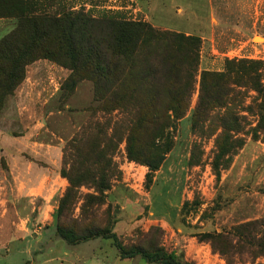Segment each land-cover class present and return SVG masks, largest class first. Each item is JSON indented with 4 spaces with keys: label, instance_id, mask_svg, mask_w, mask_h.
Returning <instances> with one entry per match:
<instances>
[{
    "label": "rangeland",
    "instance_id": "1",
    "mask_svg": "<svg viewBox=\"0 0 264 264\" xmlns=\"http://www.w3.org/2000/svg\"><path fill=\"white\" fill-rule=\"evenodd\" d=\"M39 1L45 4L25 0L32 9ZM79 12L198 37L201 48L189 106L183 117L171 119L170 127L163 125L172 147L146 188L148 169L128 159L126 145L131 122L143 110L117 109L105 114L95 109L88 81L77 83L62 102L67 93H60V87L70 71L46 60L47 65L38 70L26 68V90L17 91L19 86L6 98L0 131L17 138L16 147L22 146L30 163L43 165L34 159L40 152L36 144H58L60 174L62 170L75 174L80 166L79 186L67 197L71 187L66 180V188L53 198V209L46 211L50 218L45 215L38 220L37 209L27 205L25 241L13 236L11 221L0 220V264H91L105 252L112 261L114 256L120 260L111 239L71 246L57 235V228L72 231L76 237L90 230H108L127 250L162 249L187 264H264V96L255 89L254 74L202 77L205 72L222 74L225 62L240 60L261 63L256 74L263 77L264 0H66L56 16ZM13 26V21H0V38ZM255 37L261 41L255 42ZM169 78L178 81L181 89L189 82L180 71ZM202 95L206 100L214 97L215 103L200 107ZM260 105L263 111L257 109ZM155 106L162 107L158 102ZM115 124L123 128L115 130ZM236 125L239 132L234 131ZM156 127L142 132L140 138H150ZM99 130L106 136L114 133L115 139L109 141ZM30 133L35 137L21 139ZM9 139H0L1 186L7 169L3 152L13 144ZM72 146L80 147L78 154ZM94 146L111 163L102 181L109 187L105 192L99 191L97 172L84 175L83 171L96 170L87 153ZM33 205L40 207L39 201ZM12 208L2 195L0 214ZM138 259L130 262L137 264Z\"/></svg>",
    "mask_w": 264,
    "mask_h": 264
},
{
    "label": "trees",
    "instance_id": "2",
    "mask_svg": "<svg viewBox=\"0 0 264 264\" xmlns=\"http://www.w3.org/2000/svg\"><path fill=\"white\" fill-rule=\"evenodd\" d=\"M0 21L14 22L13 28L0 38V113L6 98L13 95L25 80V70L31 64L46 60L70 71L66 83L60 87V93H67L62 96V102L69 98L77 83L88 81L91 83L95 109L99 107L105 114L117 109L124 112L128 109L143 110L131 122L126 145L128 159L148 169L147 188L172 147L163 125L170 127L171 119L183 117L189 106L201 40L181 33L157 31L143 22L96 19L80 12L61 16L34 15L25 0H0ZM261 65L254 61H227L224 73L214 75L205 72L202 77L248 78L249 74H254L255 89L263 97L264 84L261 81L264 75L256 74V68ZM178 71L186 74L189 80L184 89L180 88L178 81L176 84L173 78L168 79V75ZM215 101L214 97L206 100L202 95L200 107L207 108ZM155 102L162 107H156ZM259 107L257 109L263 111L261 105ZM160 122L163 124L159 125ZM154 126L157 127L149 135L150 138H140L142 132L147 134ZM114 128L123 127L115 124ZM99 131L105 138L106 132ZM234 131L239 132V126H234ZM87 135L91 136L89 133ZM106 137L112 141L115 134ZM92 142H97L96 138ZM72 147L78 154L80 147ZM87 153L93 158L90 166L96 167V170H83L84 175L86 172H97L100 177L99 191L105 192L109 187L103 186L102 181L110 171V160L95 146L93 151ZM79 169L80 166H76L75 174L61 171V176L71 187L67 197L73 194V188L79 186V180H76ZM60 206L62 208L63 201ZM56 233L71 246L97 238L111 239L122 260L138 257L148 264H187L162 249L148 252L140 247H132L127 250L113 233L104 229L90 230L80 237L61 228H57Z\"/></svg>",
    "mask_w": 264,
    "mask_h": 264
},
{
    "label": "crops",
    "instance_id": "3",
    "mask_svg": "<svg viewBox=\"0 0 264 264\" xmlns=\"http://www.w3.org/2000/svg\"><path fill=\"white\" fill-rule=\"evenodd\" d=\"M44 5L41 1L36 3L35 9L32 7L29 9L34 15H58L59 11L63 8L66 0H43ZM48 62L43 60L35 62L34 64L27 67V70L34 69L38 70L40 67H45ZM52 64V63H51ZM47 67V66H46ZM28 73V71H26ZM27 77L24 82L20 85L17 91L23 93L27 86ZM27 82V83H26ZM20 92V93H21ZM8 136V137H7ZM29 137H35L33 134H29L25 138H21L25 141ZM3 138L13 141L12 147L5 152L7 161V169L4 172L3 186L0 184L1 192L0 197H5V203L13 207L11 211L0 214V220L6 218L11 221L9 227L15 235V238H20L22 241L27 239L28 229L25 227L23 222L28 221L27 205L32 204L33 209L38 211V220L45 219V215L50 218V213L46 212L48 209H53L52 201L53 198L60 194L67 186V181L60 174V166L62 159L61 147L57 145H49L46 143H38L36 146L39 147V156L34 158L40 163H30L26 158V154L20 145L16 147L14 142L16 137L12 135L3 134L0 131V139ZM2 141V140H1ZM15 145V147H13ZM41 147V148H40ZM35 201H39L40 207L33 205ZM40 211V213H39ZM42 211V213H41ZM42 217V218H41ZM22 224V226H21ZM14 226V228L12 227ZM7 231L6 234L11 233ZM105 252V251H104ZM113 261L110 259L108 253L102 254L99 259L93 260L91 264H132L131 259L119 260L118 257L114 256ZM137 264H148L145 261L138 259Z\"/></svg>",
    "mask_w": 264,
    "mask_h": 264
},
{
    "label": "bare ground",
    "instance_id": "4",
    "mask_svg": "<svg viewBox=\"0 0 264 264\" xmlns=\"http://www.w3.org/2000/svg\"><path fill=\"white\" fill-rule=\"evenodd\" d=\"M254 41H255V42H260V41H261V39H260V38H258V37H255V38H254Z\"/></svg>",
    "mask_w": 264,
    "mask_h": 264
}]
</instances>
